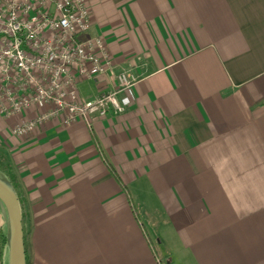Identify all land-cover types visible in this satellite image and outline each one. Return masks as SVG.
<instances>
[{"label": "crops", "instance_id": "crops-1", "mask_svg": "<svg viewBox=\"0 0 264 264\" xmlns=\"http://www.w3.org/2000/svg\"><path fill=\"white\" fill-rule=\"evenodd\" d=\"M84 2V36L104 40L113 72L78 82L79 101L122 70L137 83L119 96L124 113L91 129L52 119L15 137L45 109L0 113L1 165L31 221L27 263L173 264L144 230L140 195L187 264H264V0Z\"/></svg>", "mask_w": 264, "mask_h": 264}, {"label": "built area", "instance_id": "built-area-1", "mask_svg": "<svg viewBox=\"0 0 264 264\" xmlns=\"http://www.w3.org/2000/svg\"><path fill=\"white\" fill-rule=\"evenodd\" d=\"M64 19L66 26L61 24ZM10 20L18 28L23 25L15 36L8 28ZM89 28L84 0H0V113L13 117L31 108L45 109L15 125L14 136L27 137L52 119L91 129L92 116L124 113L126 103L119 96L137 83L127 70L114 74L111 91L90 102L78 99V82L113 72L104 40L84 36Z\"/></svg>", "mask_w": 264, "mask_h": 264}, {"label": "rangeland", "instance_id": "rangeland-1", "mask_svg": "<svg viewBox=\"0 0 264 264\" xmlns=\"http://www.w3.org/2000/svg\"><path fill=\"white\" fill-rule=\"evenodd\" d=\"M1 164L2 163L0 161V174L9 181L7 176L2 172L3 167ZM136 200L138 215L140 217L141 223L144 226V230L152 243L160 252L161 257L165 254L168 259L171 258L173 260V264H187L178 246V241L173 235L172 228L165 219L159 203L154 199H149L148 201L140 197V195L136 196ZM21 209L24 217L22 222L23 235L24 239H26L30 232L31 221L29 219L28 213L26 212V207L21 205ZM1 212L3 214V216L1 214L3 231L6 233L7 225L5 220H7V214L4 210Z\"/></svg>", "mask_w": 264, "mask_h": 264}, {"label": "water", "instance_id": "water-1", "mask_svg": "<svg viewBox=\"0 0 264 264\" xmlns=\"http://www.w3.org/2000/svg\"><path fill=\"white\" fill-rule=\"evenodd\" d=\"M0 208L7 214L6 264H26L21 206L11 183L1 174Z\"/></svg>", "mask_w": 264, "mask_h": 264}, {"label": "trees", "instance_id": "trees-1", "mask_svg": "<svg viewBox=\"0 0 264 264\" xmlns=\"http://www.w3.org/2000/svg\"><path fill=\"white\" fill-rule=\"evenodd\" d=\"M2 172L9 179V182L11 183V185H12V187H13V189H14L17 197H18V200H19V195H18V191H17V183H16V179H15L14 175H12L10 173L9 168H7V167H3ZM110 173L113 176V178L119 183L120 179H119V177L115 174V172L112 169H110ZM19 203H20V200H19ZM20 206H21V203H20ZM23 219H24V217H23V214H22V222H23ZM24 241H25V239H24ZM5 247H6V233H3V232L0 231V255L4 251ZM24 247H25V242H24ZM26 264H28L27 260H26Z\"/></svg>", "mask_w": 264, "mask_h": 264}, {"label": "clouds", "instance_id": "clouds-1", "mask_svg": "<svg viewBox=\"0 0 264 264\" xmlns=\"http://www.w3.org/2000/svg\"><path fill=\"white\" fill-rule=\"evenodd\" d=\"M13 2L15 3V0H13ZM67 22H68L67 19H64L61 21V24L66 26ZM22 27H23V25H20V28H22ZM8 28L11 30L13 36H15V33L20 30V28H18L17 25L11 20L8 22ZM29 38H31V37H29ZM15 43L16 42L14 40L13 44L15 45ZM13 50H15V47L13 48Z\"/></svg>", "mask_w": 264, "mask_h": 264}]
</instances>
